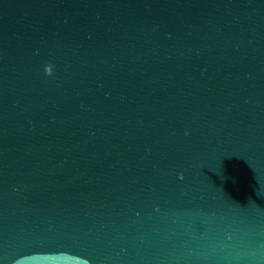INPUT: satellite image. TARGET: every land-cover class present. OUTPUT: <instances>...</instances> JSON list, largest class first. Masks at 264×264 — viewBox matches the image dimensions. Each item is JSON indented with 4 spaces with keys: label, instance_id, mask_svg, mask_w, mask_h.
I'll return each instance as SVG.
<instances>
[{
    "label": "water",
    "instance_id": "1",
    "mask_svg": "<svg viewBox=\"0 0 264 264\" xmlns=\"http://www.w3.org/2000/svg\"><path fill=\"white\" fill-rule=\"evenodd\" d=\"M0 264H264V0H0Z\"/></svg>",
    "mask_w": 264,
    "mask_h": 264
}]
</instances>
